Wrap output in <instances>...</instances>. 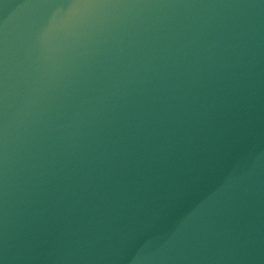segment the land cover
I'll return each instance as SVG.
<instances>
[{"label": "water", "instance_id": "95a60500", "mask_svg": "<svg viewBox=\"0 0 264 264\" xmlns=\"http://www.w3.org/2000/svg\"><path fill=\"white\" fill-rule=\"evenodd\" d=\"M0 264H264V0H0Z\"/></svg>", "mask_w": 264, "mask_h": 264}]
</instances>
